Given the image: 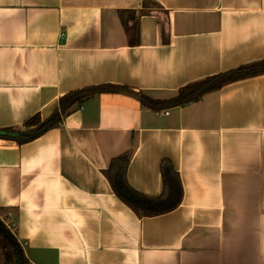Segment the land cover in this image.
Wrapping results in <instances>:
<instances>
[{
	"label": "crops",
	"instance_id": "crops-1",
	"mask_svg": "<svg viewBox=\"0 0 264 264\" xmlns=\"http://www.w3.org/2000/svg\"><path fill=\"white\" fill-rule=\"evenodd\" d=\"M137 41L120 11H140ZM264 59V0H0V130L49 119L59 99L101 84L169 99ZM130 154L128 185L174 210L140 216L104 175ZM0 218L30 264H264V75L156 113L132 94L94 95L61 125L0 139Z\"/></svg>",
	"mask_w": 264,
	"mask_h": 264
},
{
	"label": "trees",
	"instance_id": "trees-1",
	"mask_svg": "<svg viewBox=\"0 0 264 264\" xmlns=\"http://www.w3.org/2000/svg\"><path fill=\"white\" fill-rule=\"evenodd\" d=\"M156 8L152 2H143L140 11H120V19L130 39V43L137 41L138 19L140 16ZM264 75V59L240 65L234 69L208 76L189 83L178 89L175 96L169 99H153L143 93H133L127 86L101 84L72 91L59 99L58 108L47 120L42 121L38 114L24 121L22 129L7 128L0 132L18 133L22 144L43 135L49 130L58 128L62 118L74 112L88 99L99 94L127 93L137 97L142 107L160 113L172 108L184 107L200 100L204 95L220 90L231 83ZM4 139V138H0ZM130 154L124 153L110 162L104 171L112 191L116 197L140 216H156L168 213L180 204L182 188L179 176L167 159L160 162L161 193L156 197L142 195L133 190L127 183L126 172ZM0 264H30L23 254L22 246L17 240L13 227L8 226L0 218Z\"/></svg>",
	"mask_w": 264,
	"mask_h": 264
},
{
	"label": "water",
	"instance_id": "water-1",
	"mask_svg": "<svg viewBox=\"0 0 264 264\" xmlns=\"http://www.w3.org/2000/svg\"><path fill=\"white\" fill-rule=\"evenodd\" d=\"M0 138L11 139V140H19L20 139V135L18 133L0 132Z\"/></svg>",
	"mask_w": 264,
	"mask_h": 264
}]
</instances>
